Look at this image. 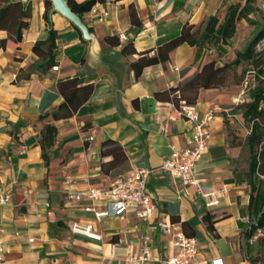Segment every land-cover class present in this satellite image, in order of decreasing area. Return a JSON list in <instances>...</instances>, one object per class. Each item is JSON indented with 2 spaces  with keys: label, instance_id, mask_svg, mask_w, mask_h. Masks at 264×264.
<instances>
[{
  "label": "crops",
  "instance_id": "obj_1",
  "mask_svg": "<svg viewBox=\"0 0 264 264\" xmlns=\"http://www.w3.org/2000/svg\"><path fill=\"white\" fill-rule=\"evenodd\" d=\"M24 2L32 8L24 39L20 44L9 41L0 50V197L8 198L0 206V227L6 264H164L177 254L175 235L186 236L187 231L198 241L197 264H254L262 255L259 239L264 231L247 237L251 188L237 176L245 168V153L232 147L225 125L227 120L231 128L239 115L231 111L237 95L227 87L205 88L209 73L226 56L232 61L236 57L229 56L226 46L208 50L185 44L167 62L146 68L136 78L130 65L138 55L122 54L123 46L132 43L138 53L154 56L185 24L200 25L216 15L223 21L229 6L245 5L246 0H106L95 8L109 16L100 21L99 15H84L80 20L85 29L52 8L59 70L18 81L19 71L38 61L34 44L49 35L45 1ZM256 6L264 7V0ZM7 38L0 30V39ZM108 38L121 45L108 43ZM188 68L201 73L197 113L214 114L210 148L197 173L203 196L195 187L185 191L163 169L172 151L188 145L193 135L191 123L164 94L179 85L181 72ZM71 79H78L79 86L93 85L94 93L72 117L55 119L53 114L65 102L57 83ZM47 125L57 128L48 166L42 138ZM236 134L245 138L249 131ZM107 140L118 141L128 158L127 170L119 176L102 170V163L111 160L102 157ZM133 169L152 172L148 190L157 208L148 222L136 217L134 209L123 218L98 220L96 214L106 210L104 201L68 199L70 192L109 188ZM207 214L220 218L213 232L202 221ZM184 222L191 228L185 230ZM73 224L91 225L97 237L73 232ZM160 224L169 229L162 230ZM145 245L150 260L140 262Z\"/></svg>",
  "mask_w": 264,
  "mask_h": 264
},
{
  "label": "trees",
  "instance_id": "obj_2",
  "mask_svg": "<svg viewBox=\"0 0 264 264\" xmlns=\"http://www.w3.org/2000/svg\"><path fill=\"white\" fill-rule=\"evenodd\" d=\"M45 1L44 21L49 29L48 38L45 41L36 42L33 52L38 57V61L26 70L21 69L17 76L18 81L29 80L35 73H47L56 64L55 51L57 48V31L53 27L51 15L53 3L51 0ZM73 13L83 19L84 15L91 12L97 4H104L106 0H87L78 3L75 0H66ZM257 0H246L245 5L237 3L228 7L224 20L221 21L219 15L206 18L200 25L185 24L182 30L163 41L158 47L157 54L150 55V52L138 53L132 43L123 46V55H138V59L131 63V69L136 78H139L148 67L163 64L170 59V53L182 45H189L198 49H216L220 46H229L230 41L237 33L238 23L246 21L256 25L251 16L262 11L256 6ZM32 8L30 3L22 0H0V30L8 33L7 39H0V50L7 48L8 42L16 44L22 43L24 34L30 25ZM132 20L138 23L135 12H132ZM80 32V30L78 29ZM92 32V29H90ZM108 38L107 42L120 46V40L113 41ZM264 41V15L262 24L247 48L242 52H237L236 58L230 62L215 68L207 76L206 89H221L229 85H242L245 81L247 70L237 73V68L250 65L255 70L254 78L256 85L249 91V101H244L231 107L232 112H240V116L249 127V134L243 138L237 135L228 127L231 145L234 148H241L245 153V160L248 166L237 175L240 182L247 183L251 188V195L248 205V216L250 220V239L258 230L264 231V50L258 52L257 46ZM232 76V80L231 77ZM58 91L64 96L65 102L53 114L55 119H67L72 117L85 105L94 93V86H79L78 79H71L57 83ZM201 89V73L188 68L181 72V81L177 87L165 92L177 109L181 103L189 107H195L198 102ZM158 93L157 96H159ZM45 117V116H44ZM57 136V128L54 125H47L42 134L44 141L43 158L46 165H49V149L54 144ZM102 157L111 158L108 162L102 163V170L106 175L119 176L127 170L128 158L122 145L116 140H107L102 144ZM245 170V171H244ZM237 178V177H236ZM175 220V219H174ZM220 218L207 214L202 218L207 229L214 231V224ZM185 230L191 228L188 222L182 223ZM189 238H194L193 232H185ZM261 254L252 260V263L264 264V237L259 239Z\"/></svg>",
  "mask_w": 264,
  "mask_h": 264
},
{
  "label": "built area",
  "instance_id": "obj_3",
  "mask_svg": "<svg viewBox=\"0 0 264 264\" xmlns=\"http://www.w3.org/2000/svg\"><path fill=\"white\" fill-rule=\"evenodd\" d=\"M91 14L99 15L100 21L109 16L106 11L99 14L95 7L92 8ZM52 69L53 71H58L59 67L55 66ZM179 114L191 123L193 135L188 145L172 151L170 158L163 164V169L181 183L185 191L195 187L197 193L203 196L197 173L202 157L208 153L210 148L212 140L210 124L214 120V114L213 112H208L206 115L201 116L197 113L195 107H189L184 102L181 103ZM151 173L147 169H133L126 175L119 177L109 188L70 192L68 193V199L77 202H84L85 200L104 201L106 210L96 214L98 220L105 216L123 218L131 209H134L136 217L148 222L154 217L157 208V204L148 190ZM66 182L72 184L73 179L68 177ZM7 202V197H0V206ZM211 205H213V202L208 203V206ZM159 226L162 230L169 229L167 224H160ZM72 231L90 238L97 237L92 233L91 225L80 226L73 224ZM174 246L177 249V254L168 258L164 264H197L199 252L197 239L189 238L179 233L174 237ZM138 260L140 262L150 260V252L146 245L142 248V253ZM0 264H6L1 227ZM212 264H222V261L216 260Z\"/></svg>",
  "mask_w": 264,
  "mask_h": 264
},
{
  "label": "rangeland",
  "instance_id": "obj_4",
  "mask_svg": "<svg viewBox=\"0 0 264 264\" xmlns=\"http://www.w3.org/2000/svg\"><path fill=\"white\" fill-rule=\"evenodd\" d=\"M261 3V2H260ZM262 11L255 12L251 18L254 22H256V25H252L246 21H241L238 23V29L236 35L233 37V39L230 41V45L226 46L227 50L229 51V56L236 57L237 52L244 51L251 40L254 38L255 34L260 29V25L262 24V16L264 15V7H258ZM258 52H261L264 50V41L260 43L257 46ZM227 51V52H228ZM223 56V55H221ZM232 62L231 59H228V56L225 57L223 60V64ZM247 70L245 81L242 85H229L227 88L231 89L235 92V95H237V103L241 104L244 101H249V91L251 88H253L256 85V81L254 78V69L250 65H244L237 68V73L241 74L242 70ZM232 80V76L230 77ZM238 117L234 118V123L231 126V129L233 132L236 133H244L246 134V131H249V127L245 124V122L242 120V117L240 116V112H236ZM242 165L244 164L246 167L248 166V160L242 161Z\"/></svg>",
  "mask_w": 264,
  "mask_h": 264
},
{
  "label": "water",
  "instance_id": "obj_5",
  "mask_svg": "<svg viewBox=\"0 0 264 264\" xmlns=\"http://www.w3.org/2000/svg\"><path fill=\"white\" fill-rule=\"evenodd\" d=\"M27 1V0H22ZM53 3V9L60 12L64 16L72 20L77 26L82 29H85L83 23L80 20V17L72 12L66 0H51Z\"/></svg>",
  "mask_w": 264,
  "mask_h": 264
}]
</instances>
